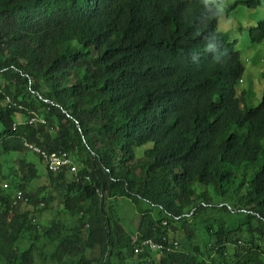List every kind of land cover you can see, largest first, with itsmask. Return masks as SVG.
I'll use <instances>...</instances> for the list:
<instances>
[{"label": "trees", "instance_id": "obj_1", "mask_svg": "<svg viewBox=\"0 0 264 264\" xmlns=\"http://www.w3.org/2000/svg\"><path fill=\"white\" fill-rule=\"evenodd\" d=\"M224 1L0 0L7 264H33L32 246L20 245L41 230L46 201L31 190L38 169L24 157L25 139L78 163L77 174L47 167L64 210L79 218L72 234L63 236L59 221L44 230L59 241L56 264H134L136 256L154 263L153 254L157 264H264V90L257 105L239 91L242 56L218 31ZM248 1L258 4L237 0L224 10ZM248 35L264 41V20ZM18 189L23 199L13 206ZM117 197L141 214L136 235L121 221ZM197 215L208 237L202 253L190 235L180 242L164 232ZM149 238L161 252L137 253ZM82 245L99 256L80 254Z\"/></svg>", "mask_w": 264, "mask_h": 264}, {"label": "rangeland", "instance_id": "obj_2", "mask_svg": "<svg viewBox=\"0 0 264 264\" xmlns=\"http://www.w3.org/2000/svg\"><path fill=\"white\" fill-rule=\"evenodd\" d=\"M236 1L225 0L223 4L219 5L223 10V14L218 21V31L223 33L229 41L233 42L240 52L245 71L238 88L240 92L247 91L248 103L257 105L260 102L264 90V41L254 43L249 39L248 34L250 29L255 27L260 20H264V0H256L258 4L254 8L247 5L248 3H252V1H248L245 4H236L234 9L229 12L224 10L225 7ZM23 121L17 120V122ZM1 131L2 127L0 126ZM144 149V147H139L137 148V152L141 155ZM24 157L38 169V175L32 181L31 190L39 193L41 197H46V201L40 204L42 210L37 216V222L40 224L41 230L28 236L21 243L20 249L25 250L29 246H32L33 264H56L51 258L59 241H51L53 235L47 236L44 230L52 226L54 222L59 221L63 236L72 234V229L79 224V218L70 215L68 211L64 210L62 205L63 193L50 184L46 162L37 153L29 150L26 151ZM72 161L78 168V163L73 158ZM14 163L16 165L18 162L15 161ZM7 169L8 166L6 165L5 170L7 171ZM70 178L72 179V176ZM216 201L219 202V199H216ZM113 202L126 229L132 235H136L141 222V214L137 211L135 204L131 199L126 197L113 198ZM199 218V215H197L192 220L187 221V223H178L176 224L177 228L168 225L164 228V232L169 234L170 239H177L180 242L187 235H190L192 242L191 249L199 246L200 252L202 253L205 251V244L208 241V237L201 228ZM88 229V225L82 229L83 237H87ZM240 245L242 246L243 244ZM230 250H234V245H230ZM200 252L197 254L200 255ZM80 254L87 257L91 256V258L97 257L99 256V250L87 249L82 245ZM152 256L154 263H146L145 260L137 256L132 262L134 264H157L160 256L155 254ZM0 264H7L4 255H0Z\"/></svg>", "mask_w": 264, "mask_h": 264}, {"label": "built area", "instance_id": "obj_3", "mask_svg": "<svg viewBox=\"0 0 264 264\" xmlns=\"http://www.w3.org/2000/svg\"><path fill=\"white\" fill-rule=\"evenodd\" d=\"M29 123H34V116L30 117L28 120ZM18 125V122L14 123V127ZM24 146L29 149L32 152L37 153L38 155H41L43 159L46 162L47 167L52 172H58L64 167H69L70 171L72 173L77 174V166L73 163L70 155L67 152L64 151H54V152H48L38 145L31 143L30 141L26 140L24 141ZM5 187H8V184H4ZM24 192L21 189H18L15 193L14 200H13V206H17L21 199H23ZM145 248H148L151 251H159L158 247L151 246V239L149 238V242H142L139 246L136 247V252H141L142 250H145Z\"/></svg>", "mask_w": 264, "mask_h": 264}, {"label": "bare ground", "instance_id": "obj_4", "mask_svg": "<svg viewBox=\"0 0 264 264\" xmlns=\"http://www.w3.org/2000/svg\"><path fill=\"white\" fill-rule=\"evenodd\" d=\"M34 120L36 121V118H34ZM146 242H149V241H146ZM151 245H152V246H155V247H158L156 244H154V243H152V242H151ZM164 247H165V246H164ZM161 248H163V247H161ZM165 248H167V250H169V251L174 250V249H172L171 247H165Z\"/></svg>", "mask_w": 264, "mask_h": 264}, {"label": "crops", "instance_id": "obj_5", "mask_svg": "<svg viewBox=\"0 0 264 264\" xmlns=\"http://www.w3.org/2000/svg\"><path fill=\"white\" fill-rule=\"evenodd\" d=\"M17 120L21 121V120H24V119L21 116H18Z\"/></svg>", "mask_w": 264, "mask_h": 264}]
</instances>
